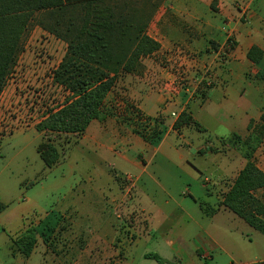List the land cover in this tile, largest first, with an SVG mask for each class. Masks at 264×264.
Returning a JSON list of instances; mask_svg holds the SVG:
<instances>
[{
  "label": "crops",
  "instance_id": "crops-1",
  "mask_svg": "<svg viewBox=\"0 0 264 264\" xmlns=\"http://www.w3.org/2000/svg\"><path fill=\"white\" fill-rule=\"evenodd\" d=\"M77 4L125 10L127 17L136 10L144 14L147 34L161 49L142 60L139 73L122 75L110 98L121 93L119 82H126L128 102L144 116L162 120L167 132L154 146L113 117L93 121L80 137L64 135L62 150L75 144L78 165L85 173L64 200L78 193L81 205L95 194V215L103 216L95 225L100 244L109 242L103 235L108 229L102 208L110 201L116 211L122 207L124 217L137 214L141 220L140 227L127 228L138 232L128 246L145 238L163 250L155 254L173 264H264V234L223 205L247 164L242 144L234 137L246 139L250 124H259L264 115V0H78ZM229 36L235 42L232 48ZM254 47L263 52L257 64L248 58ZM205 69L214 74L204 99L201 88L210 79L205 78ZM184 112L200 129L174 128ZM58 136L55 139L62 137ZM59 152L54 167L67 165L66 153ZM254 160L264 172V143ZM256 195L264 200V190ZM66 203L47 216L64 211ZM110 223L113 228V220Z\"/></svg>",
  "mask_w": 264,
  "mask_h": 264
},
{
  "label": "trees",
  "instance_id": "trees-1",
  "mask_svg": "<svg viewBox=\"0 0 264 264\" xmlns=\"http://www.w3.org/2000/svg\"><path fill=\"white\" fill-rule=\"evenodd\" d=\"M77 3L78 0H0V96L23 51L24 38L35 24L67 45L53 81L68 93V98L65 105L51 111L36 126L39 133L80 137L93 121L116 117L134 134L154 146L159 145L167 132L162 120L144 116L127 100L119 101L117 96L110 98L122 75L139 73L142 60L161 49L147 34V19L137 10L127 17L125 10L80 8ZM262 55L263 52L254 47L248 58L257 64ZM211 87L206 83L202 86L204 99ZM184 125L200 129L187 112L174 128ZM249 131L250 135L244 140L234 137L242 144L247 164L226 194L223 205L264 234V200L256 195L264 190V172L254 160L264 143V115L259 124H250ZM38 152L49 169L60 160L52 138L43 141ZM6 208L0 202V214ZM39 234V225H32L13 239V245L21 255L30 258ZM146 258L158 264H173L157 254H148Z\"/></svg>",
  "mask_w": 264,
  "mask_h": 264
},
{
  "label": "rangeland",
  "instance_id": "rangeland-1",
  "mask_svg": "<svg viewBox=\"0 0 264 264\" xmlns=\"http://www.w3.org/2000/svg\"><path fill=\"white\" fill-rule=\"evenodd\" d=\"M66 52L64 42L33 24L0 96V202L7 206L0 214V264H125L126 261L128 264H158L145 258V254L163 251L158 250L155 242L148 243L142 238L136 245L128 246L137 239L138 232L127 231V228L141 225L137 214L124 217L122 207L116 211V205L106 202L102 209L108 232L103 235L109 242L100 244L96 241L95 225L103 216L95 215V194H90L91 198L81 205L79 202L83 200H79L78 193L64 200L71 185L85 177L78 165L80 154L75 144L65 152L62 150L65 137L58 136L56 146L66 153L67 165L61 162L53 169L47 168L38 152L39 145L46 139L57 140L54 135L39 133L36 126L51 111L66 103L68 93L53 81V74ZM212 74L214 70L205 69V78ZM180 81L182 85L187 82ZM122 83L119 82L121 93L116 94L119 101L127 100L124 92L127 83ZM192 108L196 105L192 104ZM81 187L85 188V183ZM201 193L206 195L207 191ZM64 202H67L66 210L47 216ZM118 215L123 218L118 219ZM32 225H39L41 235L32 256L25 258L14 247L13 239ZM196 260L199 259L196 257Z\"/></svg>",
  "mask_w": 264,
  "mask_h": 264
},
{
  "label": "built area",
  "instance_id": "built-area-1",
  "mask_svg": "<svg viewBox=\"0 0 264 264\" xmlns=\"http://www.w3.org/2000/svg\"><path fill=\"white\" fill-rule=\"evenodd\" d=\"M234 44H235L234 40L232 39L231 36H229L228 37V45L229 46L231 45V47H232V46H234ZM206 84H207V86H212V84H213L212 78H210L209 80H207ZM173 117L176 118L177 115L176 114H173ZM127 180H131V178L127 177ZM205 258H206V260H209L211 258V254L209 252H207L205 254Z\"/></svg>",
  "mask_w": 264,
  "mask_h": 264
}]
</instances>
